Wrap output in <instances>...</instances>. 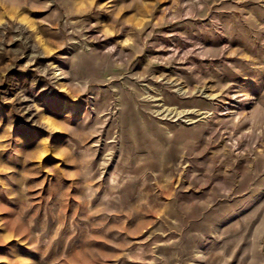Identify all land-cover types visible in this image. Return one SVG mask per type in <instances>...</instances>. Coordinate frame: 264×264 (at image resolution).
I'll return each mask as SVG.
<instances>
[{"label": "rangeland", "instance_id": "obj_1", "mask_svg": "<svg viewBox=\"0 0 264 264\" xmlns=\"http://www.w3.org/2000/svg\"><path fill=\"white\" fill-rule=\"evenodd\" d=\"M0 264H264V0H0Z\"/></svg>", "mask_w": 264, "mask_h": 264}, {"label": "bare ground", "instance_id": "obj_2", "mask_svg": "<svg viewBox=\"0 0 264 264\" xmlns=\"http://www.w3.org/2000/svg\"><path fill=\"white\" fill-rule=\"evenodd\" d=\"M161 77H163L162 81H165L164 82V86L165 88H168V89H176L178 92H179V95L180 96H192V95H205L204 98L208 99V100H215L217 98L218 95H215L213 94V91L211 89L210 86H202L200 88H197V87H191L189 85H182V83H179V81L177 80H171V79H168L167 76H164V75H161ZM153 79H156L154 76L152 77ZM165 88H163V90H165ZM147 94H150L148 92V89L146 91ZM157 97L160 96V94H156ZM155 99L154 102H158L159 104H161V106H163L164 104V101L162 102V99H156V97H153ZM165 112H168V115L169 116L170 114H172V112H174V116L173 117H185V116H188L189 114L188 113H181L180 111L177 113L175 112L174 110H168V109H164V111L162 113L158 112L159 116L161 114H164ZM204 113H201L200 115H202Z\"/></svg>", "mask_w": 264, "mask_h": 264}]
</instances>
